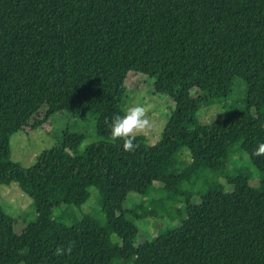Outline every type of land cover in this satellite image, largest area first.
<instances>
[{
  "label": "trees",
  "instance_id": "obj_1",
  "mask_svg": "<svg viewBox=\"0 0 264 264\" xmlns=\"http://www.w3.org/2000/svg\"><path fill=\"white\" fill-rule=\"evenodd\" d=\"M130 73L167 81L175 101L161 139L140 133L131 153L105 124ZM236 78L250 110L203 124ZM63 111L93 114L102 139L72 156L83 135L67 133L31 167L15 162L11 136ZM260 143L264 0H0V185L17 182L37 214L19 232L0 204V264H264ZM91 188L104 221L76 205ZM155 216L178 225L148 237L136 221Z\"/></svg>",
  "mask_w": 264,
  "mask_h": 264
},
{
  "label": "rangeland",
  "instance_id": "obj_2",
  "mask_svg": "<svg viewBox=\"0 0 264 264\" xmlns=\"http://www.w3.org/2000/svg\"><path fill=\"white\" fill-rule=\"evenodd\" d=\"M171 90H173L172 85L165 80L140 73L128 74L122 107L125 109L136 101L144 104L153 125L151 129L143 132L149 144H155L161 139L167 121L175 108ZM233 91V99L204 107L200 111L199 117L203 124H214L223 119L227 108L240 106L250 110L251 101L246 95L247 87L242 79H235ZM67 133L68 135H83L81 136L83 140L77 147L78 149L76 148L77 152H74L70 146L66 147V152L72 156L85 152L95 141L102 139L97 134L93 114L78 115L67 111L58 112L53 114L44 125L37 128L26 127L23 131L11 136L12 159L24 167H31L42 152L62 145ZM68 140H71V137ZM182 160L184 164L190 162L189 152L186 151ZM90 191L91 194L86 197L77 195L76 205H83L81 211L90 212L104 221L98 191L96 188H91ZM0 204L10 215L17 218L16 230L19 232L37 217L32 197L24 192L17 182L0 185ZM136 222L148 237L156 235L160 227L175 223H169L159 216L140 219ZM175 225H178V221L173 226ZM114 240H117L116 236Z\"/></svg>",
  "mask_w": 264,
  "mask_h": 264
},
{
  "label": "clouds",
  "instance_id": "obj_3",
  "mask_svg": "<svg viewBox=\"0 0 264 264\" xmlns=\"http://www.w3.org/2000/svg\"><path fill=\"white\" fill-rule=\"evenodd\" d=\"M105 124L110 130L113 140L123 141L122 148L125 152H133L138 145L135 143L137 135L152 128V121L149 118L148 111L143 103L136 101L124 109L122 115H116L111 118L110 122L106 118ZM253 156H264V143L256 146ZM72 246H58L55 255L62 256L70 254Z\"/></svg>",
  "mask_w": 264,
  "mask_h": 264
}]
</instances>
